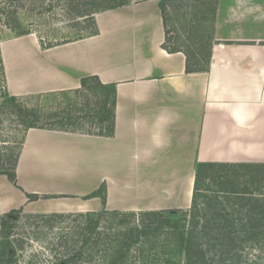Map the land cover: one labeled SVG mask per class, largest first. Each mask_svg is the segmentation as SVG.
Wrapping results in <instances>:
<instances>
[{
  "label": "crops",
  "instance_id": "0c3cea01",
  "mask_svg": "<svg viewBox=\"0 0 264 264\" xmlns=\"http://www.w3.org/2000/svg\"><path fill=\"white\" fill-rule=\"evenodd\" d=\"M94 19L97 35L52 48L33 35L0 43L10 96L75 90L89 76L116 96L112 137L26 132L18 188L0 176L1 212L187 210L198 163L264 165V38L216 45L208 71L187 74L185 55L163 48L157 2ZM102 184L104 206L83 200ZM26 194L58 198L28 202Z\"/></svg>",
  "mask_w": 264,
  "mask_h": 264
},
{
  "label": "trees",
  "instance_id": "16d2710c",
  "mask_svg": "<svg viewBox=\"0 0 264 264\" xmlns=\"http://www.w3.org/2000/svg\"><path fill=\"white\" fill-rule=\"evenodd\" d=\"M21 0H11V2ZM70 2L71 0H65ZM67 2V3H68ZM93 4L80 5V9L73 17L81 31L88 32L87 36L79 35L73 40H66L45 44L39 38L40 46L43 49L52 48L66 43L78 41L98 34L94 16L95 14L116 10L129 5V0H93ZM92 5L94 8H92ZM162 13V5L159 3ZM90 6L92 10L85 7ZM1 13V11H0ZM3 15V14H0ZM11 15V14H10ZM7 15L5 18L7 19ZM163 18V17H162ZM164 23V19H163ZM165 26V23H164ZM31 33L21 31L17 37L27 36ZM163 48L169 52H182L185 55V71L187 74L207 72L210 65L211 53L207 58L199 59L197 54L189 55L179 49L167 47V32L165 29V42ZM0 78L3 84V98L8 107L9 114L17 119L18 125L23 128V139L20 148L14 158L0 165V175L6 176L8 181L17 187L16 166L19 153L23 144L26 132L29 129H40L65 133H77L89 136L112 137L115 129V86L103 85L95 76L84 77L80 80L79 88L71 91L55 92L49 94L30 95L24 97H14L7 93L6 80L0 54ZM101 94V95H100ZM83 98L82 107H78L73 98ZM37 101L42 104H50L59 100H66V106L49 111L41 110L39 105L29 107L30 101ZM76 112V114H75ZM82 113L77 115L78 113ZM264 182V165L251 164H210L198 163L195 166V178L191 205L187 210H169L155 212L127 213L105 209L100 213L91 214H40L38 218H27L35 220L34 225L47 226L53 228L55 225L67 219L73 218L77 222L74 231L68 236L58 239L63 253L53 257L49 264H78L84 260L83 257L89 250L95 249V254L108 251L107 264H121L128 251L136 249L140 238L150 239L156 233L168 236L169 241H174L176 255L180 256L178 264H242V253L247 249H257L262 258L258 264H264V199L255 196L254 191H260V183ZM218 182L221 187L220 193L229 198L232 206L229 215L224 210L222 202H215L210 206L207 204V196L202 184ZM245 183V184H244ZM228 185V187H227ZM226 187V188H225ZM264 188L261 187V189ZM28 202H33L39 198L52 199L57 196H43L36 194H26ZM99 198L102 205L106 202V186L102 184L98 190L88 194L83 200ZM199 198H204L201 202L205 206L201 208ZM232 199V200H230ZM219 207L220 209H217ZM20 209L12 210L0 218V264H16L17 251L23 250L26 243L23 238H11V230L16 215L21 213ZM223 212L224 214H222ZM229 212V213H230ZM111 213L120 218H113L106 229L117 230V235L112 239L104 236L101 250L97 247L100 244L102 233L96 232L100 221L104 215ZM242 214H248L246 218ZM178 215L180 218H171ZM83 217V218H82ZM95 217V218H89ZM85 219V225L80 221ZM157 235V234H156ZM98 238H95L97 237ZM120 237V238H119ZM174 239V240H173ZM171 245L170 243L167 244ZM94 257V255L92 256ZM32 260L28 264H36ZM89 259H91L89 257ZM165 264H174L166 261Z\"/></svg>",
  "mask_w": 264,
  "mask_h": 264
},
{
  "label": "rangeland",
  "instance_id": "374dc122",
  "mask_svg": "<svg viewBox=\"0 0 264 264\" xmlns=\"http://www.w3.org/2000/svg\"><path fill=\"white\" fill-rule=\"evenodd\" d=\"M92 1L21 0L20 2H11V0H0V14H3L0 15V43L19 38L17 36L21 31L31 33L29 35L35 36L38 41L41 38L45 44L73 40L79 35L87 36L88 32L81 31L78 26H75L76 23L73 22V17L81 8L80 5L93 4ZM144 1L149 0H129L130 4ZM152 1L160 3L163 7L161 14L167 32V47L182 50L189 55L197 54L199 59L207 58L208 53H211L214 46L221 43H230L231 39L264 38V0ZM85 8L92 10L94 6L92 5V8L86 6ZM7 15L9 17L6 19ZM3 93L4 89L0 78V165L4 161H11L14 158L24 136L23 128L18 125L17 119L9 114L7 104L4 102ZM73 99L75 103H78V107L81 108L84 99L81 97ZM66 103V100H59L55 103L39 104V102L32 100L28 103V106L33 107L38 104L41 110L49 111L50 108L55 110L60 107L63 108L66 106ZM80 114L82 113L79 112L77 115ZM4 177L9 182L6 176ZM263 185L264 182L261 180L260 191L253 192L255 196H261L260 199H264V188L261 189ZM201 188L207 190L204 195L208 198L207 204L209 206L215 202H222L224 210H227L225 213L234 215L230 210H235V207L230 204V201H227L233 197L220 193L221 187L218 182L209 183L205 181ZM203 200L204 198H199V204ZM200 206L203 208L205 204L201 203ZM18 209L22 212L16 215V218H19L17 221L10 223L13 225L11 238H23L26 245L23 250L17 251L16 264H28L34 255L33 262L36 264H49L53 261L54 256L63 253L64 250L61 249L58 239L68 236L69 233L74 231L77 222L73 221V218L76 217H69L71 219L60 222L53 228H48L47 226L34 225L36 224L34 223L35 220H28L27 218H38L37 215L52 213H34L31 211V207H27L26 209L21 207ZM18 209H10L5 212L0 211V218L12 210ZM217 209L220 208L217 207ZM101 211L103 210L85 213L59 211V214L86 215L100 213ZM121 213L127 214L132 212ZM221 213L224 214L223 212ZM247 216L246 214L241 215L243 218ZM101 218L104 219L100 221L96 231L102 233L99 247H97L100 250L104 243V240H102L104 236H109V239H112L117 235V230H120L115 228L106 229L113 218H120L119 216L107 213ZM171 218L180 217L176 215ZM79 222L83 226L85 225V219H80ZM156 234L150 239L140 238L136 249L128 251L121 264H165L166 261L178 264L180 256L176 255L174 241H169L168 236H164L163 232ZM95 238H98V236ZM169 243L171 245L168 246L167 244ZM95 249L88 252L86 250L83 257L84 260L78 264H107L109 260L108 256H111L107 254L111 253L108 251L107 253L99 252L95 254ZM93 255L94 257H92ZM261 258L262 255L259 250L247 249L242 253V264H258Z\"/></svg>",
  "mask_w": 264,
  "mask_h": 264
}]
</instances>
